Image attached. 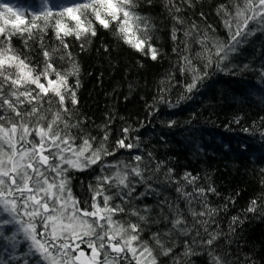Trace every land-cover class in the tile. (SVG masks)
<instances>
[{
	"label": "snow or ice",
	"instance_id": "snow-or-ice-1",
	"mask_svg": "<svg viewBox=\"0 0 264 264\" xmlns=\"http://www.w3.org/2000/svg\"><path fill=\"white\" fill-rule=\"evenodd\" d=\"M140 2L70 0L56 8L44 0L42 10L29 15L9 0H0V245L10 252L0 264H32L30 258H36L38 264H162L161 258L175 254L178 239L182 240L185 259H176L173 264H191L197 248L205 250L209 264H239L238 260L230 262L227 253L216 247L223 233L209 231L219 212L207 200L208 193L216 192L214 187L197 186L200 177L190 172L177 179L174 169L168 168L164 182L177 185L178 198L161 199L154 217L150 206L141 208L134 201L149 193L161 195L152 181L164 162L155 161L152 167L155 158L151 152L147 158L135 154L128 162H107L121 150H139V137H132V129L125 127L121 137L110 144L112 117L100 126L103 135L98 138L86 130V121L78 112L80 67L66 38L73 37L85 51L98 27L114 30L124 44L150 54L155 61L161 54L153 44L156 25L151 17L140 14ZM146 2L151 4L152 0ZM184 3L194 6V0ZM166 7L173 20L171 39L176 41L187 22L175 0H168ZM217 15L225 17L227 42L214 38L211 25L201 30L193 22L182 33L181 51L190 52V41L201 51L191 57L173 49L180 56L178 70L193 74L185 85L186 93L197 89L208 76L206 70L201 73L196 67L194 59L206 61L203 69L220 68L249 37L264 34V0H230L217 8ZM200 18L205 20L203 12ZM49 31L58 47L49 48L44 43ZM15 37L23 40L26 49L39 38L42 64L22 55L13 46ZM58 53L67 67L56 66ZM160 103L176 106L163 96ZM175 123L169 121L168 126ZM93 166L99 167L100 174L88 184L90 198L81 200L73 193L71 170ZM138 186L144 191H138ZM188 186L192 191L186 190ZM194 204L199 205V211ZM260 207H264V198ZM257 210L253 200L246 211ZM242 223L233 217L230 233L235 234V226ZM150 224L170 227L153 231L145 239ZM22 244L26 251L18 252ZM245 264L255 261L248 258Z\"/></svg>",
	"mask_w": 264,
	"mask_h": 264
},
{
	"label": "trees",
	"instance_id": "trees-1",
	"mask_svg": "<svg viewBox=\"0 0 264 264\" xmlns=\"http://www.w3.org/2000/svg\"><path fill=\"white\" fill-rule=\"evenodd\" d=\"M65 1L68 0H54L57 7ZM9 2L23 5L29 15L44 7L43 0ZM167 3L168 0H152L151 4L146 0L140 2V14L151 17L156 25L153 44L161 54L155 61L150 54L137 52L124 44L113 34L114 30L98 27L96 37L91 38L85 51H81L80 42L73 37L66 38L80 67L78 112L86 121V130L98 138L103 135L100 126L112 117L110 144L121 137V129L125 127L132 129V137H139V150H121L115 157H108L107 162H128L135 154L147 158L148 152L155 158L152 167H155V161L164 162L152 181L161 195L149 193L134 201L137 206H150L155 217L161 199L175 201L178 198L175 191L177 185L164 182V172L168 168L174 169L177 179L185 172L199 176L197 186H212L216 190L207 194L209 205L219 209L215 224L209 229L223 233L216 247L220 252L227 253L230 262L238 260L239 264H245L251 258L255 264H264V207H260L264 198V75L261 74L264 67V34L258 32L249 37L220 68L213 65L203 69L206 61L194 59L196 67L201 69V73L206 70L208 76L197 89L186 93L185 85L191 82L193 74L178 70L180 56L173 49H183L181 41L185 37L182 33L193 22L201 30L211 25L214 38L227 42L225 17L217 15V8L222 4L228 5L230 0H194L193 7H188L184 0H175L176 6L182 9L180 15L187 22L177 33L176 41L171 39L173 20ZM201 12L205 14V20L200 18ZM44 43L49 48L59 46L52 31L45 35ZM190 43V52L181 51V54L195 57V53L201 51L200 46ZM13 46L22 55H28L35 63L42 64L39 38L31 41L26 49L23 40L15 37ZM61 54H57L55 63L62 69L68 65L58 59ZM71 82L74 78L70 79ZM182 95L187 98L181 100ZM161 96L176 106L160 103ZM169 121L176 123L169 127ZM85 172L94 177L100 174L98 166L84 171L71 170V187L74 195L81 200L90 196L88 187L85 190L84 185L74 186L73 179ZM186 190L192 191V187L188 186ZM138 191H144V188L138 186ZM253 200L257 201L258 210L249 213L246 210ZM193 206L200 210L198 204ZM184 207L181 202V208ZM233 217L243 221L235 226V234L229 229ZM188 220L191 223L190 216ZM167 227L170 225L150 224L144 238ZM17 251H26V245L22 244ZM183 252L182 240L178 239L175 254L161 258L162 264L185 259ZM196 253L190 258L191 264H209L210 258L204 249L197 248ZM9 254L0 245V260ZM30 259L32 264H38L36 258Z\"/></svg>",
	"mask_w": 264,
	"mask_h": 264
},
{
	"label": "bare ground",
	"instance_id": "bare-ground-1",
	"mask_svg": "<svg viewBox=\"0 0 264 264\" xmlns=\"http://www.w3.org/2000/svg\"><path fill=\"white\" fill-rule=\"evenodd\" d=\"M94 180V175H92L91 173L85 172L83 174H81L80 176H78L76 179H73V185H84L83 189H87L88 184L92 183ZM82 189V191H83ZM81 191V190H80Z\"/></svg>",
	"mask_w": 264,
	"mask_h": 264
},
{
	"label": "rangeland",
	"instance_id": "rangeland-1",
	"mask_svg": "<svg viewBox=\"0 0 264 264\" xmlns=\"http://www.w3.org/2000/svg\"><path fill=\"white\" fill-rule=\"evenodd\" d=\"M43 2H44V0H43ZM69 2H70V0L65 1L63 4H67ZM49 3H50V5H52L56 8H59L61 5H63V4H61L59 7H57V4H55L54 0H49ZM11 4H13V5L17 6L18 8L26 11L25 7L21 4H19L18 2H11Z\"/></svg>",
	"mask_w": 264,
	"mask_h": 264
},
{
	"label": "flooded vegetation",
	"instance_id": "flooded-vegetation-1",
	"mask_svg": "<svg viewBox=\"0 0 264 264\" xmlns=\"http://www.w3.org/2000/svg\"><path fill=\"white\" fill-rule=\"evenodd\" d=\"M89 198H90V196L87 199H85V200H88Z\"/></svg>",
	"mask_w": 264,
	"mask_h": 264
}]
</instances>
